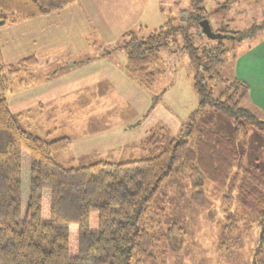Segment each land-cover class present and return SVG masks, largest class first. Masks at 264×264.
Masks as SVG:
<instances>
[{"label":"rangeland","instance_id":"rangeland-1","mask_svg":"<svg viewBox=\"0 0 264 264\" xmlns=\"http://www.w3.org/2000/svg\"><path fill=\"white\" fill-rule=\"evenodd\" d=\"M192 1L76 0L63 10L33 19L9 15L8 23L0 29V50L5 67L20 70L7 76L5 93L18 125L44 141L68 139L70 146L52 157L75 168L98 161L139 160L151 134L161 136L164 144L180 137L192 148L201 122L212 131L231 135L227 119L209 110L189 119L197 110L198 98L192 90L194 73L188 57L179 51L181 37L158 52V62L149 68L154 74L150 90L140 85L138 76L124 70L126 58L119 48L122 36L133 32L146 37L169 20L175 26L184 25L180 16L191 11ZM220 6L229 11L213 15ZM200 7L211 15L201 22L207 21L213 34L219 28L242 32L264 22V0H232L230 8L228 2L201 0ZM201 32L202 37L194 39L196 46L214 41L202 28ZM263 36L264 30L234 50L226 46L229 51L220 70L222 79L230 83L241 76L249 83L257 73L264 77L258 64L256 69L236 64L240 53ZM30 56L36 57L37 65H17ZM223 88L224 84H218L215 96ZM240 106L264 118L249 92ZM187 124L195 132L188 138ZM254 167L264 168V138L248 130L247 146L240 151L227 186L220 189L205 183L204 208L192 203L193 188L187 177L163 182L149 209L157 222L151 235L157 240L160 264H255L261 230L256 212L236 202V191L228 193L236 171ZM226 210L237 211L241 222L234 243L222 248ZM173 225L182 238L168 235Z\"/></svg>","mask_w":264,"mask_h":264},{"label":"trees","instance_id":"trees-1","mask_svg":"<svg viewBox=\"0 0 264 264\" xmlns=\"http://www.w3.org/2000/svg\"><path fill=\"white\" fill-rule=\"evenodd\" d=\"M75 1L0 0V29L9 15L33 19ZM220 1L230 8L232 0ZM200 3L192 1L191 11L181 13L184 25L169 20L143 38L128 32L119 47L126 58L124 70L150 90L154 74L149 68L158 62V52L181 37L179 51L188 57L194 73L192 90L198 98L197 110L189 119L209 110L225 117L232 128L231 135L225 136L201 122L192 148L180 137L164 144L161 136L151 134L139 160L98 161L77 168L56 162L52 155L67 149L70 142L66 138L44 141L21 129L5 99L7 76L20 70L6 68L0 50V264H160L157 240L151 235L157 222L149 209L163 182L187 177L193 188L192 203L204 208L205 183L220 189L227 186L240 151L247 146L248 130L264 138V118L240 106L248 86L236 79L229 83L220 75L229 51L226 46L234 50L255 37L264 30V22L242 32L219 28L214 31L219 38L196 46L194 39L202 37L199 24L211 16ZM228 11L220 6L213 15ZM37 64L35 56L17 63L20 67ZM218 84L224 88L215 96ZM185 129L187 138L195 133L189 124ZM231 179L229 195L236 191V202L256 212L261 230L259 258L254 262L264 264V168L236 171ZM224 218L222 248L234 243L241 222L237 211H224ZM168 232L174 239L182 238L175 225Z\"/></svg>","mask_w":264,"mask_h":264},{"label":"crops","instance_id":"crops-1","mask_svg":"<svg viewBox=\"0 0 264 264\" xmlns=\"http://www.w3.org/2000/svg\"><path fill=\"white\" fill-rule=\"evenodd\" d=\"M236 64L238 66L244 64V66L253 67L254 69H256L255 65L258 64V70L262 69L264 71V36L260 37L255 43L249 44L247 49L240 53L236 59ZM238 77L239 81L248 86L249 97L252 102L258 105L259 110L264 113V77L259 78L260 76L257 73L256 77L249 83L244 81L241 76Z\"/></svg>","mask_w":264,"mask_h":264},{"label":"water","instance_id":"water-1","mask_svg":"<svg viewBox=\"0 0 264 264\" xmlns=\"http://www.w3.org/2000/svg\"><path fill=\"white\" fill-rule=\"evenodd\" d=\"M200 26L202 28V31L203 33L209 38V39H212V40H216L217 38H219V35H214L212 32H211V29L208 25V22L207 21H203L200 23Z\"/></svg>","mask_w":264,"mask_h":264}]
</instances>
